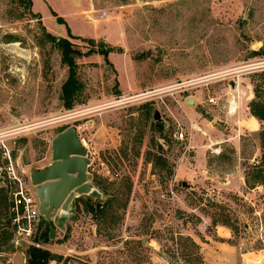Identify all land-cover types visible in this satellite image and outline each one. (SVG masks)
<instances>
[{"label":"rangeland","instance_id":"rangeland-1","mask_svg":"<svg viewBox=\"0 0 264 264\" xmlns=\"http://www.w3.org/2000/svg\"><path fill=\"white\" fill-rule=\"evenodd\" d=\"M34 1L41 15L0 0V188L12 197V168L33 190L30 173L50 164L52 140L75 127L91 159L90 179L105 190L90 200L108 201L105 212H88L81 203L73 216L71 207L60 223L53 221L55 239L41 244L61 258L51 264H205V248L221 241L219 226L230 230L228 242L241 251L264 250L262 186L238 192L193 182L187 188L175 176L180 160L195 156L178 105L182 84L194 82L190 93L217 102L229 82H240L245 95L248 86L254 94V85L264 84L257 76L264 70V0ZM47 33L80 54L76 72L84 89L71 110L62 98L69 69ZM108 49L111 64L101 55ZM119 79L124 89L136 80L145 90L123 92ZM200 108L213 130L209 109L217 108ZM181 131L179 141L174 136ZM239 139L237 155L229 144L218 146L220 155L208 153L222 175L220 186L224 171L245 178L262 159L259 133ZM5 224L2 219L0 228ZM6 230L11 238L0 247V264H26L30 244L16 245L12 226Z\"/></svg>","mask_w":264,"mask_h":264},{"label":"crops","instance_id":"crops-1","mask_svg":"<svg viewBox=\"0 0 264 264\" xmlns=\"http://www.w3.org/2000/svg\"><path fill=\"white\" fill-rule=\"evenodd\" d=\"M32 1L33 10L40 14L35 8V1ZM51 10L54 11L52 8ZM119 81L123 92L137 94L142 90H145V88L143 89L141 86L138 87L136 80H134V82L130 81L128 83V87H125V89L120 79ZM235 84L236 90H223L225 92V99L223 102H218L217 106L209 104L206 99L202 100L199 96L200 92L198 91L194 92V94L190 93V91L195 89H187L183 91L182 96L179 94L181 98L178 101L179 109L180 112L187 117V119L186 117L184 118L183 122H185L191 134L189 149L195 156L193 158L184 157L180 160L175 168L176 181H185L190 185V188H192L191 184L193 182H200L202 185H205V187L212 189L217 188L219 190L226 191L239 192V189H235L238 187L241 190L246 188L244 176L238 177V175L232 173V171L223 172L225 177L222 178L223 185L220 186L218 182L222 175L221 173H218L219 169L214 168V166L210 164L209 160H207L210 145L217 147L224 144L233 145L235 150L234 153L237 155L240 152L238 141L240 140L239 137L242 133L248 132L251 134H257L261 130L262 125L260 121L251 115L249 109V104L254 97L253 91L250 89L251 86L247 87V95H245V92L240 89V82L235 81ZM129 90L131 91L129 92ZM188 97L195 98V108H191L186 105V99ZM231 100H234L237 108L235 113L228 112V104ZM204 105L207 107L217 108L215 110L209 109V111H214L215 113V119L212 121V123L215 122L213 130L208 128L209 121L201 111L200 107H205ZM199 130L202 131V134H199ZM205 135H209L208 142L206 141L208 138H206ZM218 148L222 149L223 146ZM199 157L200 163L198 162ZM181 167L183 170H181ZM195 188L200 189V187ZM256 189L260 191L262 187H257ZM256 189L251 191H255ZM52 221L56 222L55 219ZM217 233L218 238L221 239V241L214 244L211 242V246H208L209 248H205V264H264V250L256 252H243L238 247L230 245L228 242V240L232 237L228 228L219 226L217 227Z\"/></svg>","mask_w":264,"mask_h":264},{"label":"water","instance_id":"water-1","mask_svg":"<svg viewBox=\"0 0 264 264\" xmlns=\"http://www.w3.org/2000/svg\"><path fill=\"white\" fill-rule=\"evenodd\" d=\"M230 89L236 90L235 82L230 83ZM186 105L195 108V98L188 97ZM153 120L164 124L159 111H155ZM90 164L88 151L75 127L65 129L52 140L50 164L30 173L31 186L39 202V211L47 223L52 225L53 219L60 223L61 215L71 207L74 208L73 216L78 198H90L94 195L103 198L102 192L90 179ZM182 185L190 188L185 181ZM49 237L50 240L55 239V228L50 229Z\"/></svg>","mask_w":264,"mask_h":264},{"label":"trees","instance_id":"trees-1","mask_svg":"<svg viewBox=\"0 0 264 264\" xmlns=\"http://www.w3.org/2000/svg\"><path fill=\"white\" fill-rule=\"evenodd\" d=\"M17 2L18 4L26 7V10L29 11L32 15L36 16L32 12L33 8V1L32 0H12ZM41 18V17H40ZM59 22L61 24H66L59 18ZM68 33H70V29H68ZM48 39L56 45L62 54L63 63L69 69V77L66 82L62 86V98L65 101V107L67 110H71L77 98L81 95L84 89V85L80 83L77 79V64L75 61V57L79 56L78 52L73 49L72 45L63 38H56L52 36L50 33L46 34ZM111 49L105 50L101 52V55L105 58L106 63L111 64L108 56L112 53ZM259 73V72H258ZM262 80L264 79V70L257 74ZM264 95V84L254 85V99L249 104L250 113L253 117L260 121L262 127L259 132V137L261 140V148L263 151L262 159L258 162L259 164H255L252 166L251 172L247 173L245 176V184L246 187L250 190H253L259 186L264 188V100H262V96ZM149 108V107H148ZM151 112V108L148 109ZM155 113L153 115L154 119ZM156 126H159L160 130L162 131L165 129V125L161 122H155ZM167 163V161H166ZM94 184L100 189V185L94 180ZM102 191L105 193V190L101 188ZM100 189V190H101ZM93 197V196H91ZM108 202V201H107ZM104 204H99L91 202L90 198H78L75 202V208L79 209V205L84 203L86 211L88 212H95L97 209H101V212H105L103 209L105 207ZM12 197L9 195V191L6 188H0V221L2 219H6V224L0 228V247L4 246L8 243L11 238L8 231L6 230L7 227L12 226ZM54 228V225H50L47 223L44 218H42L40 229L41 233L36 238V241L40 244L48 243L50 240V229ZM13 228V227H12ZM61 258L52 253L51 251L45 248H37L35 246H29L27 249V262L26 264H51V262H58Z\"/></svg>","mask_w":264,"mask_h":264},{"label":"built area","instance_id":"built-area-1","mask_svg":"<svg viewBox=\"0 0 264 264\" xmlns=\"http://www.w3.org/2000/svg\"><path fill=\"white\" fill-rule=\"evenodd\" d=\"M105 14L101 15L103 19ZM194 82L183 83L182 86L185 90L193 86ZM184 90V91H185ZM208 103L217 106L216 98H209ZM237 110L234 100H231L228 104V112L235 113ZM177 140L182 141L185 139L184 132H178L174 136ZM1 139V135H0ZM209 149L212 154L220 155V148L210 145ZM3 143L0 142V185L5 183V172L2 166V160L4 157ZM7 179L10 183L16 184L17 188L12 195V227L14 231V242L16 245L22 243H28L30 246L42 248L41 244L36 241V238L41 233L40 225L43 216L39 211V202L32 189L25 187L23 181L16 176L12 168L8 169Z\"/></svg>","mask_w":264,"mask_h":264}]
</instances>
